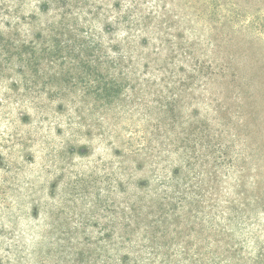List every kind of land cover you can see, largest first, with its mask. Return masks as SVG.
Segmentation results:
<instances>
[{
    "label": "rangeland",
    "instance_id": "rangeland-1",
    "mask_svg": "<svg viewBox=\"0 0 264 264\" xmlns=\"http://www.w3.org/2000/svg\"><path fill=\"white\" fill-rule=\"evenodd\" d=\"M0 264H264V0H0Z\"/></svg>",
    "mask_w": 264,
    "mask_h": 264
}]
</instances>
